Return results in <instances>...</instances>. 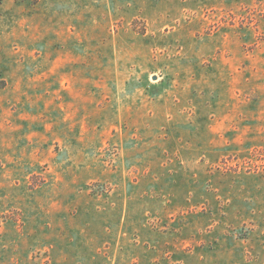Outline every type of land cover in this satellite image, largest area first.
<instances>
[{"label":"rangeland","instance_id":"rangeland-1","mask_svg":"<svg viewBox=\"0 0 264 264\" xmlns=\"http://www.w3.org/2000/svg\"><path fill=\"white\" fill-rule=\"evenodd\" d=\"M0 264H264V0H0Z\"/></svg>","mask_w":264,"mask_h":264},{"label":"crops","instance_id":"crops-1","mask_svg":"<svg viewBox=\"0 0 264 264\" xmlns=\"http://www.w3.org/2000/svg\"><path fill=\"white\" fill-rule=\"evenodd\" d=\"M258 70V69H257ZM255 68H254V71H255V73H257L258 71H257ZM253 74V76L254 75H256V74H254V73H252ZM141 82H143L142 80H141ZM162 86V84H160V87ZM211 145V144H210ZM194 146V145H193ZM186 148H190V147H188V145H186L185 146ZM196 148H199V149H201V147L199 146V147H197L196 146ZM178 160V162L180 163L181 161H179V159H177ZM201 161H202V155L201 154H199V156L197 157V160H196V162L199 164H201ZM150 171H152V167H149V172ZM152 174H153V171H152Z\"/></svg>","mask_w":264,"mask_h":264},{"label":"water","instance_id":"water-1","mask_svg":"<svg viewBox=\"0 0 264 264\" xmlns=\"http://www.w3.org/2000/svg\"><path fill=\"white\" fill-rule=\"evenodd\" d=\"M158 79V77L155 75V76H153V80H157Z\"/></svg>","mask_w":264,"mask_h":264}]
</instances>
